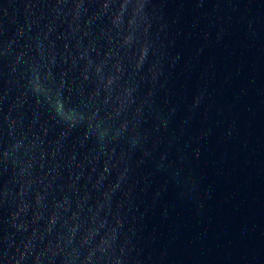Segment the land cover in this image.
Returning a JSON list of instances; mask_svg holds the SVG:
<instances>
[{
  "label": "clouds",
  "instance_id": "1",
  "mask_svg": "<svg viewBox=\"0 0 264 264\" xmlns=\"http://www.w3.org/2000/svg\"><path fill=\"white\" fill-rule=\"evenodd\" d=\"M91 121L92 120H87V122H88L87 126L89 128L92 127ZM83 122H85V121H83ZM96 127H97V131H98V139L100 141H104V139L108 136V129L102 127L100 124H97Z\"/></svg>",
  "mask_w": 264,
  "mask_h": 264
}]
</instances>
